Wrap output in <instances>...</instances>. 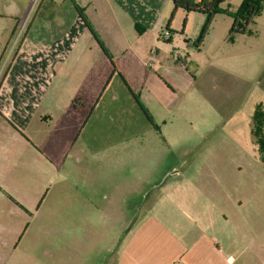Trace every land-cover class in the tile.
Masks as SVG:
<instances>
[{
  "label": "crops",
  "instance_id": "0c3cea01",
  "mask_svg": "<svg viewBox=\"0 0 264 264\" xmlns=\"http://www.w3.org/2000/svg\"><path fill=\"white\" fill-rule=\"evenodd\" d=\"M171 2L42 0L0 85V233L10 216L16 220L7 235L12 238L20 229L21 240L35 228L49 230L37 216L58 197L60 212L75 208V228L102 230V236L87 234L76 244L80 255L75 257L85 253L87 264L236 261L208 235L188 243L164 231L168 225L157 216L139 219L136 214L152 205L162 182L120 176L117 184L115 177L107 178L106 188H98L83 175L90 188L74 203L69 196L80 193L68 195L64 182L57 191L49 187L61 181L62 170L66 180V165L82 174L79 164L87 156L106 157L108 165L122 163L145 148L144 138L161 131L149 107L165 91L162 79L171 84L169 69L179 66L178 47L161 40L172 32L176 10ZM28 4L18 0L15 12L0 14V61ZM4 19L12 23L4 26ZM12 238L4 242L0 234V260L15 255L2 251ZM27 253L53 258L45 238L31 239ZM66 258L59 261L66 264Z\"/></svg>",
  "mask_w": 264,
  "mask_h": 264
},
{
  "label": "rangeland",
  "instance_id": "374dc122",
  "mask_svg": "<svg viewBox=\"0 0 264 264\" xmlns=\"http://www.w3.org/2000/svg\"><path fill=\"white\" fill-rule=\"evenodd\" d=\"M17 1L0 0V14L15 12ZM27 1L19 32L0 61V85L42 2ZM246 1L223 0L219 3L223 12L211 18L178 9L171 34L161 40L178 47L174 54L179 66L169 69L171 84L162 79L165 91L149 107L161 131L144 138L145 148L122 163L108 165L106 157L87 156L79 164L82 174L66 165V180L62 170L61 181L51 183L50 189L57 191L59 182H64L68 195L80 193L69 196L74 203L90 188L83 175L93 178L91 183L98 188H106L107 178L115 177L116 183L120 176L162 182L152 205L136 214L139 219L157 216L168 225L164 231L188 243L208 235L227 255L235 256L232 264H264V119L260 117V112L264 115V0H254L260 9L252 15L243 10ZM10 23L3 21L4 26ZM57 200L52 197L51 207L37 216L49 223V230L35 228L21 240L22 229L16 238L7 236L16 220L10 216L3 222L2 239L12 242L2 251L15 255L0 264H63L60 256L67 257L66 264H87L85 253L75 257L80 255L76 244L87 234L102 236V230L75 228V208L71 214L60 212ZM36 238L49 241L51 260L28 255V244ZM96 247L89 246L93 255Z\"/></svg>",
  "mask_w": 264,
  "mask_h": 264
},
{
  "label": "trees",
  "instance_id": "16d2710c",
  "mask_svg": "<svg viewBox=\"0 0 264 264\" xmlns=\"http://www.w3.org/2000/svg\"><path fill=\"white\" fill-rule=\"evenodd\" d=\"M222 1L223 0H201V1H198V0H174V7H175L176 11L178 9H183L187 12L205 13V14H208L211 18L214 13L223 12L219 6V3ZM259 9H260V6L256 2H254V0H247L243 10L249 12L250 15H252V14L258 12ZM79 12L82 13V10H79ZM205 33H206V30L203 31L200 41H202L203 37L205 36ZM258 116H259V114H258ZM260 117H262V119H264V115L261 112H260Z\"/></svg>",
  "mask_w": 264,
  "mask_h": 264
},
{
  "label": "built area",
  "instance_id": "2783aa9c",
  "mask_svg": "<svg viewBox=\"0 0 264 264\" xmlns=\"http://www.w3.org/2000/svg\"><path fill=\"white\" fill-rule=\"evenodd\" d=\"M198 1H201V0H198ZM22 31V30H21ZM21 31H20V33H21ZM19 32V31H18ZM20 33H18V36H20ZM169 32H166V34H168ZM6 74H7V71L5 72V76H6ZM5 78V77H4ZM4 80V79H3ZM2 80V81H3Z\"/></svg>",
  "mask_w": 264,
  "mask_h": 264
}]
</instances>
